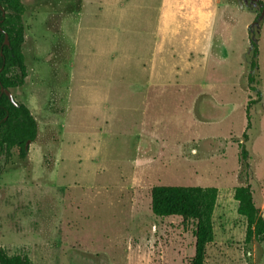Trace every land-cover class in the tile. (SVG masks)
<instances>
[{
	"label": "rangeland",
	"instance_id": "rangeland-1",
	"mask_svg": "<svg viewBox=\"0 0 264 264\" xmlns=\"http://www.w3.org/2000/svg\"><path fill=\"white\" fill-rule=\"evenodd\" d=\"M164 1L23 0L28 78L11 93L39 130L26 158L17 149L0 157L9 254L34 264H192L195 225L151 211L152 188L179 186L219 190L206 264H264V243L246 244L234 199L250 184L264 217V0H177L175 38L160 32Z\"/></svg>",
	"mask_w": 264,
	"mask_h": 264
},
{
	"label": "trees",
	"instance_id": "trees-1",
	"mask_svg": "<svg viewBox=\"0 0 264 264\" xmlns=\"http://www.w3.org/2000/svg\"><path fill=\"white\" fill-rule=\"evenodd\" d=\"M81 6V3H80ZM80 6L73 10L79 14ZM26 6L23 0H0V157L12 154L17 149L20 158L27 157L28 142L33 143L38 136V122L31 110L23 103L18 107L13 105L2 89L12 91L22 88L28 78V68L24 54L26 42V26L24 16ZM252 59L251 73L248 77L250 85H257L259 47L253 36L252 27ZM8 36L9 45L5 44ZM15 71V74H12ZM256 92L258 100L261 92L256 86L251 87ZM256 101H250L247 106V129L240 143L241 177L247 181L249 177V151L246 142L252 128V106ZM219 198L216 188L156 186L151 191V211L159 218L180 217L185 227L189 223L195 225V254L192 264H206L207 248L214 242V214ZM234 199L238 203V214L246 219L247 229L245 242L247 245L264 243V217L257 207L250 184L235 189ZM0 264H34L25 253L9 254L0 245Z\"/></svg>",
	"mask_w": 264,
	"mask_h": 264
},
{
	"label": "crops",
	"instance_id": "crops-1",
	"mask_svg": "<svg viewBox=\"0 0 264 264\" xmlns=\"http://www.w3.org/2000/svg\"><path fill=\"white\" fill-rule=\"evenodd\" d=\"M162 14L161 18L159 21V24L161 26V31L162 33L165 32V35H163V38L167 37L168 38H175L177 37V16H178V9H177V0H165L162 8H161ZM202 21V19H201ZM203 23H201L200 27H202ZM203 31V30H201ZM204 32V31H203ZM160 45V41H157ZM218 204V203H217ZM217 208V207H216Z\"/></svg>",
	"mask_w": 264,
	"mask_h": 264
},
{
	"label": "water",
	"instance_id": "water-1",
	"mask_svg": "<svg viewBox=\"0 0 264 264\" xmlns=\"http://www.w3.org/2000/svg\"><path fill=\"white\" fill-rule=\"evenodd\" d=\"M252 1L257 2V3L259 2L258 0H252ZM5 44L9 45L8 36H6ZM2 92L8 96L9 100L11 101V103H13V105H15L16 107L19 106V104L16 102L13 94L11 93V91L2 89ZM29 144H30V142H28L26 149H28Z\"/></svg>",
	"mask_w": 264,
	"mask_h": 264
}]
</instances>
